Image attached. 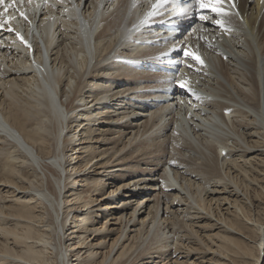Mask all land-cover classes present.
<instances>
[{"label": "bare ground", "instance_id": "bare-ground-1", "mask_svg": "<svg viewBox=\"0 0 264 264\" xmlns=\"http://www.w3.org/2000/svg\"><path fill=\"white\" fill-rule=\"evenodd\" d=\"M144 1L44 5L37 65L0 42V264H151L194 243L210 256L186 264H264V0L168 44ZM169 55L179 74L151 69Z\"/></svg>", "mask_w": 264, "mask_h": 264}, {"label": "snow or ice", "instance_id": "snow-or-ice-1", "mask_svg": "<svg viewBox=\"0 0 264 264\" xmlns=\"http://www.w3.org/2000/svg\"><path fill=\"white\" fill-rule=\"evenodd\" d=\"M29 3L32 2V0H28ZM16 3V0H0V7L3 8L2 11H0V30L5 29L6 26H9L12 22L13 17H6L5 14L9 11L14 9V5ZM21 3H23V0H21ZM196 5L198 6L200 12L202 13L200 15V20L207 21L208 17L204 15L203 13L210 12L214 14L215 17H224L229 14L228 6H231L232 8H235V0H195ZM156 5H153V8L155 9ZM18 11V9H15ZM19 18L27 19V16L24 12H19ZM211 23L216 26L221 31H225V23L224 20L221 18H215L211 21ZM7 31L9 33L13 32L12 27H7ZM17 37L19 39H23L20 36V33H16ZM183 55L185 58H191L192 61H194L196 64L203 65L202 58L196 53L188 50L183 51ZM178 87L181 89H184L187 91L190 95L195 97L196 99H199V97L196 96V94L192 91L191 87L187 84L186 81H178L177 82ZM227 114V110H226Z\"/></svg>", "mask_w": 264, "mask_h": 264}, {"label": "rangeland", "instance_id": "rangeland-1", "mask_svg": "<svg viewBox=\"0 0 264 264\" xmlns=\"http://www.w3.org/2000/svg\"><path fill=\"white\" fill-rule=\"evenodd\" d=\"M206 187L207 186L205 185L204 188H206ZM206 189H209V187H207ZM9 198H11V197H9ZM261 199H264V193L261 194ZM261 199L258 198V201L260 200L258 204L255 202V205L259 206V207L256 206L255 209H258V210L256 211L255 214H260V216H261L262 210H263V209H261V207L263 205V202L261 201ZM9 200H11V199H9ZM252 212L254 214V210ZM194 227H196V226H194ZM196 230H197V233H199L200 237L203 240H205L204 237L202 236V234L204 232L201 231V229H198V228H196ZM206 232L209 233L208 231H206ZM242 232H244V230H242ZM204 242L206 243V241H204ZM207 247H208V245H207ZM193 248H194V250L192 251V255L189 256L188 258H185L184 256H182L185 253H179L178 251H177L175 256L174 255L173 256H169V258L164 259V260H162L161 258H158L157 255L154 254V256H155L154 257V261L151 264H186L185 261H193V263H196V262H199L200 259L207 260V258L210 256V253H207V252H205L203 250V247L201 246V244H195L194 243L193 244ZM202 254H204V256ZM224 261H226V264H229V262H227V260L224 259ZM232 262L238 263L239 261L237 259H234V260H232ZM148 264H150V263H148Z\"/></svg>", "mask_w": 264, "mask_h": 264}]
</instances>
